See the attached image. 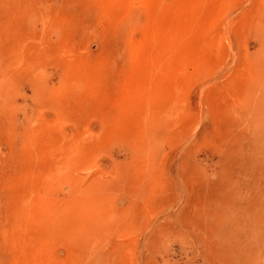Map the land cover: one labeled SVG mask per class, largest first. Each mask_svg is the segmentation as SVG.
<instances>
[{
  "label": "rangeland",
  "instance_id": "374dc122",
  "mask_svg": "<svg viewBox=\"0 0 264 264\" xmlns=\"http://www.w3.org/2000/svg\"><path fill=\"white\" fill-rule=\"evenodd\" d=\"M121 1L0 0V264H264V0Z\"/></svg>",
  "mask_w": 264,
  "mask_h": 264
},
{
  "label": "bare ground",
  "instance_id": "6f19581e",
  "mask_svg": "<svg viewBox=\"0 0 264 264\" xmlns=\"http://www.w3.org/2000/svg\"><path fill=\"white\" fill-rule=\"evenodd\" d=\"M120 1H121V0H120ZM133 1H134V2L137 1V2H140V4L143 3V4L145 5V3H146L147 1H149V0H128L126 3H131V2H133ZM153 1H154V0H153ZM114 3H115V2H114ZM121 3H124V0H122ZM126 3H124V4H126ZM147 3H148V2H147ZM148 4H149V3H148ZM144 5H143V6H144ZM146 5H147V4H146ZM146 5H145V6H146ZM130 6H131V5H130ZM121 22H122V21H121ZM153 32H154V31H153ZM156 33H158V32H155V34H156ZM149 35H150V34H149ZM151 35H153V34L151 33ZM149 37H151V38H149ZM149 37H148V38L152 40V38L154 37V35H153V36H149ZM166 39H167V38H166ZM158 45H159V44H158ZM134 46H135V45H134ZM135 47H136V46H135ZM135 47H134V48H135ZM134 50H135V49H134ZM154 51H155V52H156V51H161V52H162V49H161V48H160V50H159V49H158V50L155 49ZM164 53H166V52H163V53H155V55L153 54L154 56L152 55L151 57H149V59H148V61H147V66L153 68L152 66H154V64H156V63L158 62V63H157V64H158V67H157V65H155V68H156V67H157L158 69H160V67L162 68L163 66L159 65L158 58L161 57V56H159L160 54L162 55V54H164ZM17 54H18V52H17ZM163 56H164V55H163ZM159 60H160V59H159ZM163 60H164V59H163ZM261 64H263V66H264V59H262V63H261ZM167 66H168V65H167ZM168 67L171 68L170 64H169ZM32 68H33V67H32ZM34 68H35V67H34ZM155 68H154V69H155ZM258 68H259V69H258L259 72H261V71H262V70L260 71L261 65H260V67H258ZM263 68H264V67H263ZM28 69H29V68H28ZM168 69H169V68H168ZM162 70H164V68H163ZM164 71H167V70L165 69ZM259 72L257 73V71H256L257 74H255V75H256V76H257V75H258V76H259V75H262V73L260 74ZM252 76H253V75H252ZM256 78H257V77H256ZM258 78H259V77H258ZM258 78H257V79H258ZM261 78H262V77L260 76V79H261ZM136 79H137V82H138V83L135 82V84H136V83H137L136 85L140 84L141 82L139 83V81H138L139 78H136ZM136 79H135V81H136ZM147 80H148V79H147ZM260 81H261V80H260ZM262 81H263V80H262ZM255 83H256V82H255ZM147 84H148V82H147ZM256 84H257V83H256ZM260 84H261V83H260ZM143 86H144V85H143ZM145 86H146V85H145ZM261 130H262V129H261ZM263 130H264V129H263ZM28 139H29V138H28ZM253 147H254V146H253ZM255 147H256V146H255ZM253 153L255 154V152H253ZM261 153H262V152H261ZM256 156H257V154H256ZM253 157H254V155H253ZM253 159H254V158H253ZM256 159H257V158H256ZM232 198H233V197H232ZM42 208H43V202H42L41 199H40L38 202H36V203L31 207V209H35V210H40V209H42ZM24 209H25V208H24ZM24 209H23V210H24ZM26 211H27V210H26ZM235 228H236V227H235Z\"/></svg>",
  "mask_w": 264,
  "mask_h": 264
}]
</instances>
